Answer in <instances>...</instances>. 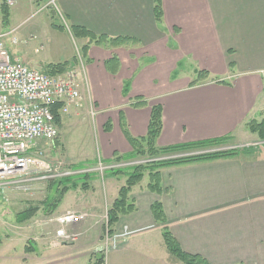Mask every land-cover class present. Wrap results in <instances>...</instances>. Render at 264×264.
Masks as SVG:
<instances>
[{
    "label": "crops",
    "instance_id": "crops-1",
    "mask_svg": "<svg viewBox=\"0 0 264 264\" xmlns=\"http://www.w3.org/2000/svg\"><path fill=\"white\" fill-rule=\"evenodd\" d=\"M161 4L162 21L157 23L154 0H55L54 11L63 23L55 28L58 31L72 35V27H81L96 36L140 43L112 51L91 44L75 55L70 66L79 74L82 102L69 114L74 120L91 121L93 152L88 158L67 156L72 164L93 167L116 154L130 155L120 118L132 137H144L156 105L162 111L159 148L224 138L233 144L229 147L245 146L251 136L246 124L263 118L264 0H161ZM24 32L29 39L41 33L35 25ZM13 60L40 66L26 51ZM184 65L187 71L180 72ZM199 72L209 77L193 85ZM138 97L148 106L131 108L130 100ZM159 173L160 194L147 189V175L131 189L136 211L121 216L113 227L110 235L119 236L117 245H91L92 252L104 256L102 264H182L164 244V227L183 252L209 264H264V153L243 152L162 168ZM125 180L108 173L88 181L92 195L77 209L89 213L90 219L78 231L99 232L106 203L110 206L117 198ZM155 202L163 207L165 225L151 214ZM55 239L44 236L33 243L45 245L43 264H88L90 256L94 263V253L88 259L83 255L89 241L83 246Z\"/></svg>",
    "mask_w": 264,
    "mask_h": 264
},
{
    "label": "rangeland",
    "instance_id": "rangeland-1",
    "mask_svg": "<svg viewBox=\"0 0 264 264\" xmlns=\"http://www.w3.org/2000/svg\"><path fill=\"white\" fill-rule=\"evenodd\" d=\"M2 3L3 0H0V6ZM8 8L10 10V18L7 25L3 24L0 9V34L10 32L13 29L16 30L13 35L17 38L16 45L11 43L12 36L1 40L12 60L13 58L21 57L22 51H26L29 56L40 64V66H36L37 69L44 72V66L64 61L72 62L73 56L76 59L75 55L77 56L82 52L81 49L85 45V41L80 42L73 35L60 32L50 26L49 20L57 26H62L63 24L53 8L40 11L41 5L30 3L28 0H18L13 6ZM32 25L37 26L41 33L36 35V38L29 39L28 34L24 30ZM182 71H187L185 65L180 69V72ZM185 76L188 77L190 75L186 73ZM60 129L57 139L47 143L38 142L40 157L47 166H50L51 172L42 171L35 175L29 174L21 177V179H24L21 183L0 187V264H43V249L45 245H33V243H40L44 236L54 240L56 237L55 228H57V224L53 222L54 218L67 210L74 213H85L90 219L89 213L77 209L81 204H88L92 195L90 184L87 183V188L84 189L82 185L84 181L74 178L73 181H76L74 187L77 186L76 188L71 187V183L65 186L60 182L61 176L59 174L74 166L66 159L67 156L72 158H88L91 156L90 154L93 152V144L91 142L93 127L90 120H74L72 114H67L61 121ZM250 135L249 141L245 142L247 145L242 148L250 150L251 153L258 151L264 153V142L260 140L257 134L250 132ZM229 146H233V144L229 143L218 149H227ZM206 152L209 151L202 150L196 153L203 154ZM174 156H181V154ZM138 162L141 163L143 161H128V163ZM90 167L94 168L95 166L92 167L91 165ZM40 175L45 179L33 180L35 179L34 177H39ZM99 177L103 178L100 175ZM146 181H148L147 176ZM106 205L107 207H105L103 212L104 217L107 216L109 202ZM27 209H37L36 214L31 219L20 222V213ZM104 217L101 225L97 228L98 233L82 231L75 242L85 246V241H89L87 242L88 245L84 247L86 252L83 253L87 259L94 253L91 245H107L105 241L106 219ZM56 241L61 242L59 239ZM77 254H80V252ZM94 254L97 256L94 258V263L97 259L104 257L97 252ZM91 259L90 256L88 264H92ZM46 260L48 261L49 259ZM102 263L100 261V264Z\"/></svg>",
    "mask_w": 264,
    "mask_h": 264
},
{
    "label": "built area",
    "instance_id": "built-area-1",
    "mask_svg": "<svg viewBox=\"0 0 264 264\" xmlns=\"http://www.w3.org/2000/svg\"><path fill=\"white\" fill-rule=\"evenodd\" d=\"M4 1L9 7L14 5V0ZM54 6L55 0L47 1L40 11L54 9ZM15 31L13 29L0 34V187L21 183L24 180L21 177L29 174L52 171L42 161L38 150V142L47 143L59 136L52 107L59 105L58 114L62 116L68 114L71 108L79 107L82 102L81 82L74 67L61 75H47L19 60L11 59L1 40L12 36L11 43L16 45L17 38L13 36ZM135 164L140 162L105 163L99 160L94 168H69L59 176L62 179L92 172L104 176ZM34 178L45 179L41 175ZM104 218L105 241L114 248L118 237L110 235L107 216ZM86 219L88 215L82 212L66 211L57 216L53 219L57 224L56 238L64 244L75 243L81 235L77 227Z\"/></svg>",
    "mask_w": 264,
    "mask_h": 264
},
{
    "label": "trees",
    "instance_id": "trees-1",
    "mask_svg": "<svg viewBox=\"0 0 264 264\" xmlns=\"http://www.w3.org/2000/svg\"><path fill=\"white\" fill-rule=\"evenodd\" d=\"M47 0H36V5H42L46 3ZM3 24L7 25L9 22L10 14L9 8L5 3H2L0 6ZM162 4L161 0H154V17L157 23L162 21ZM53 28H60L61 26H57L55 23H52ZM72 35L77 39H87V43L83 46V51L86 48L93 44L97 47H100L105 50H116V49H129V48H137L140 46L138 41L127 38V37H117L110 38L107 36H96L90 33L89 31L81 28V27H72L71 29ZM116 60L115 58H113ZM76 59H73L74 61ZM72 62H62V63H54L48 64L44 66V73L47 75H61L67 71ZM209 77L206 72H199L198 78L192 84L195 85L198 82H203L207 80ZM217 83H224V80H216ZM124 94L127 93V84L124 85ZM129 106L133 109H142L148 106V101L144 98L138 97L130 100ZM59 105H54L52 107V112L55 115L56 122L59 124L60 115L58 114ZM120 126L123 132L124 137L128 141L130 147L132 148V152L128 156L114 155L112 160L109 162L112 163H126L128 161H136L142 160L144 163L135 164L133 166L119 168L111 174L122 175L126 178L124 186H122L119 190L117 198L112 202L107 210V225L108 230L111 233L115 224L119 221L121 216L129 215L136 211V207L133 201L130 199L129 194L131 189L137 185H139L143 178L147 175L149 178V183L147 185V189L153 193L160 194L162 192V188L160 185V173L159 170L167 167L174 166H182L187 164L199 163V162H209L216 161L220 159H226L235 157L240 153L246 152L250 153V150L245 148H236V149H218L220 147L228 144L229 139H219L216 141L197 143L193 145L180 146V147H172V148H159L157 146V139L160 135L162 129V111L161 106L156 105L151 108L150 122L148 126L147 134L141 138H134L130 135L128 131L127 124L123 117L120 118ZM247 129L251 133H255L258 135L261 141L264 142V115L261 121H250L246 124ZM106 131L110 130V125L108 124L105 128ZM213 149V150H211ZM209 151L203 154H195L187 157H181L172 159L174 155L181 154H189L196 153L197 151ZM170 158V159H168ZM85 164H77L71 167V169H84ZM95 176V173H86L81 174L74 177H66L60 179V182L65 186L66 184L71 183V187L76 185V181H73L74 178L83 180L84 189L87 188V181H90ZM77 187V186H76ZM74 187V188H76ZM37 209H27L20 213L19 221H26L31 219L36 214ZM151 214L156 223L165 225L166 217L164 215L163 207L160 202H155L151 206ZM162 237L164 244L170 253L175 259H177L182 264H209L204 258L198 255H190L183 252L178 245L175 238L169 232V230L164 227L162 230ZM101 259H97L94 264H100Z\"/></svg>",
    "mask_w": 264,
    "mask_h": 264
},
{
    "label": "water",
    "instance_id": "water-1",
    "mask_svg": "<svg viewBox=\"0 0 264 264\" xmlns=\"http://www.w3.org/2000/svg\"><path fill=\"white\" fill-rule=\"evenodd\" d=\"M198 154H202V153H198ZM191 155H195V154L193 153V154H188V155L174 156V157H171V158L172 159H176V158L187 157V156H191ZM168 159H170V158H168Z\"/></svg>",
    "mask_w": 264,
    "mask_h": 264
}]
</instances>
